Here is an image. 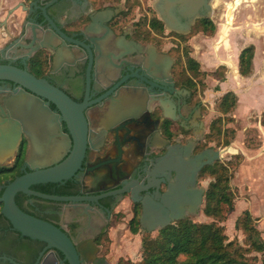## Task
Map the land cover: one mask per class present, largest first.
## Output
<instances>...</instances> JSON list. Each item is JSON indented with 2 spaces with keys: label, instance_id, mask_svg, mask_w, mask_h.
<instances>
[{
  "label": "flooded vegetation",
  "instance_id": "af4514ba",
  "mask_svg": "<svg viewBox=\"0 0 264 264\" xmlns=\"http://www.w3.org/2000/svg\"><path fill=\"white\" fill-rule=\"evenodd\" d=\"M31 1L24 2L28 4ZM51 1L39 0L38 4L45 5ZM232 1L211 0L212 15H217L219 21H226L227 11L221 13V17L219 12L220 9L226 10ZM115 5L101 6L97 0H57L48 8L49 15L61 30L77 38L81 31L95 34L90 27L92 17L97 20L94 27L99 32L96 35H105L106 39L99 41L100 51L96 53L97 61L91 72L89 97L90 100H101L87 111L89 149L77 176L62 182L35 184L30 188L49 195L83 196L87 197L86 200L54 201L20 193L25 212L65 230L77 249L80 244L92 242L93 250L87 254L88 261L78 251L81 264H112L109 255L104 253V244L110 236V224L125 201L130 212L129 227L138 215L139 229L144 231L147 228L140 218L146 199L167 210L170 224L193 215L192 209L197 213L202 205L197 197L202 192L203 201L206 191L202 170L209 164L200 168L194 160L204 151L214 148L206 144V131L201 121L202 102L194 90L183 85L177 77L176 59L163 44L167 37L159 36V44L143 37L135 24L137 21L133 19L131 26L125 25L129 17ZM31 17L37 18L35 24L42 20L39 9H34ZM233 18L230 42L238 50L236 59L242 80H250L251 75L257 72L256 56L259 51L262 54L260 82L257 87L240 93L247 101L245 108L250 113L252 109H258L259 101L264 100V0H242ZM100 20L110 28L109 31L99 24ZM27 23L33 25L32 20H26L19 35L0 49V64H11L27 69L36 77H46L76 101H82L87 95L88 55L80 48H66L60 42L54 43L57 49L53 51L39 49L31 52L27 47L30 37L28 40L23 38V31H31ZM41 50L48 61V69L39 75L33 58ZM169 56L172 58L170 65L167 61ZM230 68L238 81L236 63ZM242 68L247 72L242 73ZM231 82L237 84L232 79ZM17 88L18 85L10 81L0 80V104L5 106ZM228 92L238 98L237 91ZM50 107L55 111L54 105ZM62 130L68 133L65 123H62ZM57 139L63 140L61 137ZM22 148L24 162L29 157V143L24 136L16 154L7 160L11 165ZM207 160L202 158L199 162ZM20 170L21 175L25 173ZM7 183L8 180L0 184L1 189ZM180 188L193 197L189 199L177 193ZM173 193L177 194L167 202L168 205L163 197ZM172 201H177V211L171 208ZM1 206L2 203L0 209ZM176 215L181 219H175ZM15 263L69 264L62 252L48 246L45 241L22 234L2 216L0 264Z\"/></svg>",
  "mask_w": 264,
  "mask_h": 264
},
{
  "label": "water",
  "instance_id": "95a60500",
  "mask_svg": "<svg viewBox=\"0 0 264 264\" xmlns=\"http://www.w3.org/2000/svg\"><path fill=\"white\" fill-rule=\"evenodd\" d=\"M38 1L32 0L28 4L22 1L12 7L8 13L9 15L22 13L21 26L26 25V20L33 21V25L27 23L28 26H31V31H23V38L28 40L30 37L27 47L31 48V52L39 49L53 51L57 49L54 43L60 42L66 48H80L88 55L87 95L82 101H76L64 89L51 83L46 77H36L27 69L11 64H0V80L10 81L14 85H18L15 93L6 100L5 106L0 104V164L16 154L23 136L29 143V157L21 167L25 173L8 181L3 187V192L0 195V202L2 203L0 214L8 219L12 226L22 234L45 241L48 246L62 252L69 264H81L79 253L88 261L89 256L87 254L93 250L92 242L80 244L77 249L65 230L52 222L25 212L17 205L15 197L17 193H24L54 201L86 200L87 197L83 196L66 197L44 194L32 190L30 186L40 183L62 182L77 176V172L82 169L83 161L89 149L90 121L87 111L91 106L99 104L101 100V98L90 100L91 72L97 61L96 53L100 51L99 41L106 39V36L96 35L99 31L94 27L97 20L93 17L90 29L96 32L95 34L90 35L91 32L88 30L87 32H79V38L66 34L48 13V8L57 0H52L45 5H39ZM210 1L155 0L153 4L161 20L170 30L188 34L196 20L210 17L212 14ZM34 9H39L41 12L42 20L38 24L34 23L37 18L31 17ZM99 24L107 31L110 30L103 20H100ZM221 43L219 40L217 44ZM167 61L170 65L172 58L169 56ZM226 64L230 67L227 62ZM238 70L236 63V71ZM51 104L55 106V111L51 109ZM62 123H65L68 133L63 132ZM57 137H61L63 140L60 141ZM229 150L230 147L222 150L209 149L198 155L194 161L201 168L204 164H212L220 159L223 154L232 151ZM202 158H208V160L200 163ZM27 169L30 171L27 172ZM153 174L155 175V173ZM177 193L186 195V198L189 199L193 197V194L185 193L181 188ZM177 193L166 194L163 201L167 203L169 200H173ZM197 198L199 204H202V192ZM170 206L177 211V201L174 203L172 201ZM74 207L77 208L76 205ZM191 212L194 214L196 209H192ZM76 213L79 214V211ZM174 218L181 219V216L176 215ZM140 220L147 231L163 228L171 222L167 210L149 199H146Z\"/></svg>",
  "mask_w": 264,
  "mask_h": 264
},
{
  "label": "rangeland",
  "instance_id": "374dc122",
  "mask_svg": "<svg viewBox=\"0 0 264 264\" xmlns=\"http://www.w3.org/2000/svg\"><path fill=\"white\" fill-rule=\"evenodd\" d=\"M155 0H129L132 5L129 11V17L124 22L125 25L132 24V20H140L146 26L145 19L157 17L159 13L153 2ZM116 2V3H115ZM101 6L119 4V8L125 12V0H97ZM232 3V2H231ZM229 4V3H228ZM224 8L225 6H221ZM220 9L221 13L228 11ZM211 21L216 26V30L211 33L204 30L199 24L191 27V33L186 41H180L171 32L164 23V45L170 49L171 56L176 59L177 69L181 68L184 59L182 52L189 51L190 55L200 63L201 73L197 80L200 85L197 86V99L202 102V118L204 123L203 129L207 134L211 128V123L219 124L222 130L221 136H213L211 141H207L209 146L213 145L214 150H222L226 147L233 149L230 153H225L218 161L226 165L231 173L229 185L233 194L232 207L224 206L220 215H207L204 212L205 197L203 198L200 210L189 216L198 223L215 224L222 228V233L226 237V243L232 242L234 247H240L245 256L253 264H263L264 262V100L258 102V109L246 111V105L242 107L241 90L248 91V88L257 87L259 80V67L262 64V54L256 56L257 72L251 75L250 80H242L241 74L238 77L243 85L231 86L229 83L232 79V70L227 66L226 62L236 63L235 46L230 42V30L226 31V39L230 47L224 45V42L217 44L221 36L219 29L221 27L217 15H210ZM227 22V19L226 21ZM227 24V23H226ZM178 33V32H177ZM199 35V36H198ZM194 36H196L194 38ZM202 37V38H201ZM203 39V40H202ZM223 44V45H222ZM163 45V46H164ZM218 47V49H217ZM220 59H219V58ZM226 61V62H225ZM228 63V62H227ZM230 66V65H229ZM234 77V76H233ZM229 84V87H226ZM241 87V88H240ZM235 90L234 106L228 112H224L221 104L226 96V91ZM225 106V105H224ZM261 111V112H260ZM220 116V118H219ZM217 119H220L217 122ZM218 123V124H217ZM10 160V159H9ZM6 161L4 165L10 166L11 162ZM203 185L206 190L213 177L205 175L203 177ZM116 217L110 224V236L104 244V253L110 257L112 264H140L142 259V239L143 236L149 235L154 237L158 230L144 231L139 229L136 233H132L129 227L130 212L127 210L126 201L123 202L117 210ZM248 211L253 219L255 229L254 238L258 240L261 250H257L248 238L247 230L244 229L242 218ZM109 235V234H108Z\"/></svg>",
  "mask_w": 264,
  "mask_h": 264
},
{
  "label": "trees",
  "instance_id": "16d2710c",
  "mask_svg": "<svg viewBox=\"0 0 264 264\" xmlns=\"http://www.w3.org/2000/svg\"><path fill=\"white\" fill-rule=\"evenodd\" d=\"M128 5L129 8L125 10L124 16H128L132 8L129 0H125V6L128 7ZM145 23L146 26L140 20L135 23L139 34L159 44V36H164L165 28L163 21L153 16L150 18L146 17ZM196 23L211 33L215 30L210 18L198 19ZM171 33L180 41H186L191 32L188 34ZM182 58L184 62L181 68L176 71L177 77H179L183 85L193 89L197 94V86L200 85L197 77L202 72L200 63L187 50L182 52ZM241 60L244 62L243 58ZM33 62L39 75L47 71L48 61L45 58L44 51H38L33 58ZM177 64L179 65V63ZM241 71L242 73L247 72L243 68ZM233 96L234 93L228 92L223 98L221 107L224 112H228L234 106L235 101ZM219 120L217 119V122ZM221 132L219 124L216 126V123H211V128L205 136L206 141H211L213 136H221ZM23 155L24 151L22 148L13 165H0V184L6 180L11 181L21 175L20 168L23 164ZM207 174L213 177V179L205 191L204 212L207 215H220L224 206L232 207L233 204V194L229 185L231 173L226 165L216 160L214 163L206 165L203 168L202 176L204 177ZM3 189H1L0 195ZM15 200L17 205L22 210H25L21 203L20 193L15 197ZM244 215L241 225L247 230V235L252 245L257 250H261L262 248L259 246L258 240L251 238V236L254 237V233L256 232L252 224L253 219L248 211ZM2 216L0 214V217ZM130 230L132 233H136L139 230L138 215L132 221ZM157 230V234L154 237L149 235L143 236L140 264H253L245 256L240 247H234L232 242L226 243V237L222 233V228L217 227L215 224L198 223L190 218H184Z\"/></svg>",
  "mask_w": 264,
  "mask_h": 264
},
{
  "label": "crops",
  "instance_id": "0c3cea01",
  "mask_svg": "<svg viewBox=\"0 0 264 264\" xmlns=\"http://www.w3.org/2000/svg\"><path fill=\"white\" fill-rule=\"evenodd\" d=\"M22 1H26V0H0V49L3 48L5 46V44L8 41H10V39L19 35V33L21 31V21L23 19L22 13L18 12V13L9 15L8 12L12 7H14L15 5H17L18 3L22 2ZM119 4H116L114 7H119ZM195 37L196 36H194V38ZM236 63L238 66V61ZM233 76H234V73L232 71V80L235 81V83L237 82V84H235V85H237V86L243 85V84H241V82H238V81H240V79H238V81H236ZM229 84L231 86H235L233 82H230ZM229 84H226V87H229L230 86ZM240 102H242V107L244 105L247 106V101L245 99H243L242 96H241Z\"/></svg>",
  "mask_w": 264,
  "mask_h": 264
},
{
  "label": "bare ground",
  "instance_id": "6f19581e",
  "mask_svg": "<svg viewBox=\"0 0 264 264\" xmlns=\"http://www.w3.org/2000/svg\"><path fill=\"white\" fill-rule=\"evenodd\" d=\"M217 1V0H216ZM241 1L242 0H233L232 1V3H229L228 4V6H229V8H228V11H227V13L225 14V17H226V19H227V22H223V23H221V27H220V35L221 36H219L220 37V41L223 43L224 42V45L226 46V47H228V48H231L230 47V44H229V42H228V40L226 39V36H225V34H226V31L229 29H231L230 27H231V24H232V22H233V17H234V12H235V10L239 7V5H240V3H241ZM214 4V3H213ZM217 4V3H216ZM227 23V24H226ZM227 62H228V64L230 65V66H233V62H230L229 60H227ZM233 71V70H232ZM234 74H235V72H233ZM230 150H233V149H231L230 148ZM229 150V151H230Z\"/></svg>",
  "mask_w": 264,
  "mask_h": 264
}]
</instances>
